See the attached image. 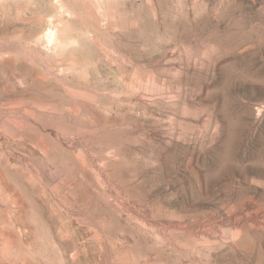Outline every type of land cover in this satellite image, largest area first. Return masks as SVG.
Returning a JSON list of instances; mask_svg holds the SVG:
<instances>
[{"label":"rangeland","instance_id":"1","mask_svg":"<svg viewBox=\"0 0 264 264\" xmlns=\"http://www.w3.org/2000/svg\"><path fill=\"white\" fill-rule=\"evenodd\" d=\"M0 264H264V0H0Z\"/></svg>","mask_w":264,"mask_h":264},{"label":"bare ground","instance_id":"2","mask_svg":"<svg viewBox=\"0 0 264 264\" xmlns=\"http://www.w3.org/2000/svg\"><path fill=\"white\" fill-rule=\"evenodd\" d=\"M52 35H50V37H51Z\"/></svg>","mask_w":264,"mask_h":264}]
</instances>
